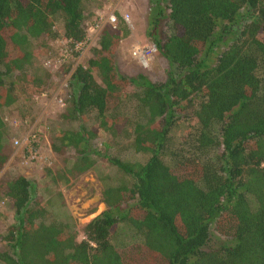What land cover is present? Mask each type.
<instances>
[{
    "label": "trees",
    "instance_id": "16d2710c",
    "mask_svg": "<svg viewBox=\"0 0 264 264\" xmlns=\"http://www.w3.org/2000/svg\"><path fill=\"white\" fill-rule=\"evenodd\" d=\"M148 1L146 37L166 64L162 76L120 75L115 53L130 30L115 13L116 25L101 29L70 74L58 129L48 136L55 156L72 154L68 173L103 158L126 182L103 184L104 210L77 240L62 208L50 218L35 202L30 179L2 175L0 199L14 221L0 237V264H264V0ZM88 2L0 0V111L42 93V78L25 75L37 50L57 37L69 49L87 40ZM128 88L137 114L129 122L113 115ZM183 123L188 151L169 146ZM107 137L127 140L145 160L124 161L100 150L107 142L93 144ZM7 144L0 115V170ZM211 227L221 245L209 246Z\"/></svg>",
    "mask_w": 264,
    "mask_h": 264
},
{
    "label": "rangeland",
    "instance_id": "374dc122",
    "mask_svg": "<svg viewBox=\"0 0 264 264\" xmlns=\"http://www.w3.org/2000/svg\"><path fill=\"white\" fill-rule=\"evenodd\" d=\"M89 1L88 15H86L84 22L88 30L87 41L79 47L77 52L72 51L61 64H56V61L59 59V53L63 51L64 46L67 47L66 41L61 37L49 41L43 46L44 49L37 50L35 58L25 71V75L34 73L42 78L44 82L42 93L31 95L28 99L24 97L25 100L21 99L20 102L10 108L0 111V115L7 126L8 144L6 147L9 154L5 165L0 170V178H3L2 175L15 176L21 174L30 179L34 184L35 202L49 209L50 218L54 215L53 212L55 213L57 209L62 208L61 211L65 218L60 216L72 224L73 230L78 232L76 234L77 240L81 238L79 228L104 210V205L100 202V192L103 189V184L125 183L126 179L103 158H94L95 164L90 170L74 176V174L68 173L73 159L72 154L68 153V156L57 157L51 151V139L49 140L48 136H53V132L58 129L60 114L64 109L59 101L64 102L65 84L70 74L78 64H83L85 59L90 56L89 50L96 46L97 35L101 29L104 27L113 28L105 23V18L109 14L115 16V13L122 20L125 17L126 20L123 21L130 30L129 36L119 43L115 53V64L120 75L131 77L141 74L149 78H160L166 66L165 62L154 51L151 41L146 37L148 22L154 13L151 1ZM160 23L158 30L163 28ZM95 25H97V28L94 30ZM53 31L58 35L62 34V24L58 17L53 19ZM134 47L139 48V56L142 54L149 59L145 66L139 61L138 56H132L131 53ZM67 48L69 49V47ZM222 49L223 45L215 48L217 53ZM46 62L49 64L47 65ZM133 93L135 91L132 88H128L123 93L121 103L113 111V115L124 117L128 122L136 120L137 114ZM93 117V114H89L86 123L92 125ZM36 124H38L36 129L39 137L37 164L30 163L27 160L26 154L22 152L23 145L14 146L13 144L14 140L19 141ZM170 135V147H178L182 151L190 149V132L185 123L178 125ZM102 142H107L108 146L106 149L102 145L100 150L108 155L128 162H142L145 160L142 155L133 152L125 139L107 137L104 140H95L93 144L98 146ZM46 171H48L47 175ZM6 202L7 200L0 213V237L14 221L9 202L7 204ZM130 235H127L125 242L133 240ZM223 241L222 237L217 235L211 227L209 246L221 245ZM4 249H6L5 246L0 242V251Z\"/></svg>",
    "mask_w": 264,
    "mask_h": 264
},
{
    "label": "built area",
    "instance_id": "2783aa9c",
    "mask_svg": "<svg viewBox=\"0 0 264 264\" xmlns=\"http://www.w3.org/2000/svg\"><path fill=\"white\" fill-rule=\"evenodd\" d=\"M123 20H126L125 17H123ZM105 23L109 24L110 26L114 27L116 25V19L114 17L113 14H109L106 18H105ZM97 28V25L94 26V30ZM87 40L80 42V43H75L72 48L68 49L66 46H64L63 51H61L59 53V59L56 61V64H61L62 62H64V60L66 59V57L69 56V54L72 51L77 52V50L79 49L80 46H82ZM132 56H138V59L141 63H143L142 65L145 66L148 62V58H145L142 54H139V48L138 47H134L133 51H132ZM46 64L48 65L49 63L46 62ZM53 68H57V67H53ZM61 106L62 103L61 101H59ZM14 146L17 145H23L24 147H26V154L28 155L27 160H36L37 159V148L36 146L39 144V137L38 135L36 136L35 134H33L32 130H29L28 133H26L25 136H23L19 141H13ZM7 199H0V209H2V207L4 206V203Z\"/></svg>",
    "mask_w": 264,
    "mask_h": 264
}]
</instances>
